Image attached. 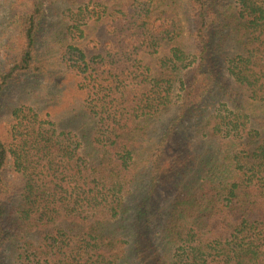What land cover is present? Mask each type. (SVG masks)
I'll list each match as a JSON object with an SVG mask.
<instances>
[{"label": "trees", "instance_id": "16d2710c", "mask_svg": "<svg viewBox=\"0 0 264 264\" xmlns=\"http://www.w3.org/2000/svg\"><path fill=\"white\" fill-rule=\"evenodd\" d=\"M183 4L184 25L176 0H80L62 17L68 43L58 64L78 81L97 120L93 154L74 133L40 120L29 94L9 90L36 61L41 13L21 19L25 48L0 74V113L12 119L8 136L0 134V264H145L147 253L159 264H264V175L257 171L264 139L242 128L236 114L244 105L235 99L241 92L264 102V0ZM185 30L197 48L191 61ZM182 69L192 79L179 78L174 103L173 79ZM220 96L227 115L214 114ZM174 105L177 117L149 132ZM196 115L203 119L196 135L228 148L221 165L178 147L193 145L183 125ZM152 136L142 160L148 191L136 202L137 165ZM9 165L20 184L8 197ZM173 177L179 183L167 208H150L151 194Z\"/></svg>", "mask_w": 264, "mask_h": 264}, {"label": "rangeland", "instance_id": "374dc122", "mask_svg": "<svg viewBox=\"0 0 264 264\" xmlns=\"http://www.w3.org/2000/svg\"><path fill=\"white\" fill-rule=\"evenodd\" d=\"M41 3L37 7L38 3ZM74 5L60 2L57 0H0V74L5 70L13 66L18 61L24 50V24L21 19L35 16L36 9H39L41 17L39 19L38 29L35 34V57L34 68L27 73L20 74L19 77L14 79L9 90L16 96H20L21 93L29 94L28 100L35 102L33 105L40 110V120H48L53 124L57 133L60 132H72L79 137L82 148L85 153L93 154L94 146L91 144L92 136L97 130L96 118L93 117L87 111L86 105L83 99V92L79 89L78 82L71 76L70 71H67L64 67L58 64V60H61V53L64 52L66 44V25L60 24L63 16H69L71 11L77 9L80 0H75ZM72 2V3H73ZM87 0H81V3L86 4ZM184 0H176L178 7H175V12L178 14L177 20L184 19V11L182 6ZM183 4V5H182ZM69 10V12H68ZM182 21V25L185 22ZM192 21V19L190 20ZM88 33L92 36H100V31L96 29H90ZM187 40L183 43V49L187 52L188 59L191 61L193 54L197 53V48L194 46L192 38L185 30ZM93 40V39H90ZM64 48V49H63ZM175 75L173 97L174 103L179 102L177 95L179 90V78L188 77L183 69ZM221 83L229 86V82L222 77ZM196 83V81L194 82ZM197 85V83H196ZM198 87L200 91L201 84ZM236 93V88H231ZM218 104L213 102L215 107V113L227 115L230 110L226 106H221L220 101L223 97L220 96ZM7 102L10 100L6 96ZM9 99V100H8ZM239 101V104L244 105L243 112L238 115L240 122H242V128L248 133L250 130L260 132L261 138L264 139V102H250L245 100L246 97H242V93L239 92L235 97ZM213 112V111H212ZM245 113V114H244ZM210 111H205L204 116L209 117ZM178 115L177 106H172L167 112H164L161 117L151 122L148 126V131L154 130L157 132L166 124L170 123ZM1 125L0 134L2 136H8L6 133L12 126V119L8 116L7 110L0 113ZM203 119L200 115L188 116L184 121V127L189 132L190 142L193 145H178L181 151H187L191 158L195 159L196 155L203 153L205 156H210L213 160L218 161L217 164L221 165L219 160L222 159V155L226 153L225 145H222L219 138L213 139L210 142H206L202 138L196 135L198 124L200 125ZM153 135V134H151ZM196 135V137H195ZM156 142L154 136L149 138L144 144V150L142 152L141 159L138 162V171L140 175L138 177L139 184L136 193V202L139 201L145 192L148 191V175L144 170L142 160L146 154L152 149ZM264 146V144H263ZM253 147V146H252ZM173 149V148H172ZM174 149H177L174 147ZM186 154V153H183ZM86 155V154H85ZM262 161V160H261ZM225 164L226 162H223ZM196 165V164H192ZM226 168L222 167V170ZM259 175H264V159L257 168ZM227 175V172L224 173ZM5 186L9 194L12 193L14 188H19L20 180L17 181V175L14 173L13 167L8 166L4 173ZM179 183L177 177L169 182L168 187L165 189H157L151 194V207L154 205L158 208H162L169 200L173 199L175 195L174 187ZM166 199V202L163 200ZM162 202V203H161ZM150 253L145 255V264H159V262L152 257Z\"/></svg>", "mask_w": 264, "mask_h": 264}]
</instances>
